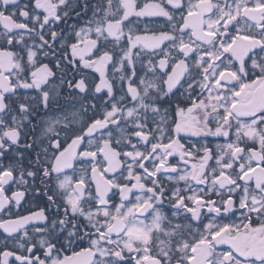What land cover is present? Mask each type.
I'll list each match as a JSON object with an SVG mask.
<instances>
[{"label":"snow or ice","instance_id":"obj_1","mask_svg":"<svg viewBox=\"0 0 264 264\" xmlns=\"http://www.w3.org/2000/svg\"><path fill=\"white\" fill-rule=\"evenodd\" d=\"M0 264H264V0H0Z\"/></svg>","mask_w":264,"mask_h":264}]
</instances>
